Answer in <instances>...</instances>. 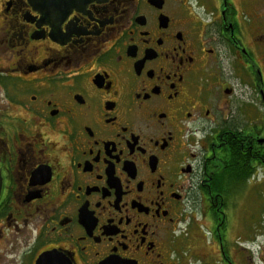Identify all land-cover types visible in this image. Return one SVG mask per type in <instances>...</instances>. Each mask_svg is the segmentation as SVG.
I'll return each mask as SVG.
<instances>
[{
  "label": "flooded vegetation",
  "instance_id": "flooded-vegetation-1",
  "mask_svg": "<svg viewBox=\"0 0 264 264\" xmlns=\"http://www.w3.org/2000/svg\"><path fill=\"white\" fill-rule=\"evenodd\" d=\"M259 182L264 0H0V264H264Z\"/></svg>",
  "mask_w": 264,
  "mask_h": 264
},
{
  "label": "rangeland",
  "instance_id": "rangeland-1",
  "mask_svg": "<svg viewBox=\"0 0 264 264\" xmlns=\"http://www.w3.org/2000/svg\"><path fill=\"white\" fill-rule=\"evenodd\" d=\"M235 205L231 209L233 223L246 231L257 218L264 220V182L248 186L240 196L235 197ZM263 227V225H262Z\"/></svg>",
  "mask_w": 264,
  "mask_h": 264
}]
</instances>
